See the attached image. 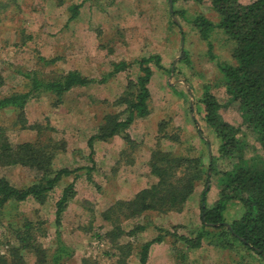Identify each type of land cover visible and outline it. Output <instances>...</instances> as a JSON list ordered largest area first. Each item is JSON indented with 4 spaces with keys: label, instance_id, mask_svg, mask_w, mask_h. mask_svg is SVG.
I'll use <instances>...</instances> for the list:
<instances>
[{
    "label": "rangeland",
    "instance_id": "1",
    "mask_svg": "<svg viewBox=\"0 0 264 264\" xmlns=\"http://www.w3.org/2000/svg\"><path fill=\"white\" fill-rule=\"evenodd\" d=\"M80 2L83 3L79 14L66 23L68 6ZM208 2L204 0L203 5L198 6L191 1L190 4L176 2L174 7L186 8L189 14L196 7L211 12ZM171 9L169 0H66L62 5H57L55 0H0V70L5 79L1 94L26 89V81L15 68L37 70L44 76L77 69L96 80L69 90L57 106L48 96L33 98L26 105L29 124L51 127V135L65 142V149L53 158L54 169L91 166L87 140L97 131L105 114H122V107L113 103L125 90L128 79H136L139 73L136 61L140 57L158 54L164 67L159 69L151 64L153 74L148 85L151 112L135 119L127 129L137 144L140 143L138 150L134 153L127 150L122 154V149L127 148L120 135L108 141H96L93 182L87 180L85 170L77 172L76 195L68 202L59 225L61 238L74 249L73 256L64 264H81L85 257L95 258L101 264L114 263V258L104 255L109 248L108 242L95 236L97 231L104 233L111 227L102 219L101 212L115 200L129 199L153 182L147 170L150 148L160 144L176 154L202 156L205 163L212 153H216L214 135L199 124L198 114L189 109L200 84L204 80L214 81L215 61L209 58L207 43L192 30L188 17L181 19L178 15L176 18L183 31L181 37L177 25L170 23ZM218 37V33L211 37L214 53L226 58V49ZM183 49L187 52V60L179 62ZM120 60L131 66L103 82L97 81L112 70V63ZM48 61H52L51 64ZM174 66L179 71H174ZM185 76L192 80L193 91L183 80ZM227 114L231 115V112L228 110ZM14 115L11 109L0 111V125L6 128L11 142L16 145L33 141L37 130L21 129L19 124H14ZM199 128H202L201 136ZM243 137L253 142L250 136ZM129 160L131 162L127 163ZM1 171L17 186L30 183L35 176L34 171L21 166ZM73 178L74 175L64 177L43 204L34 200L7 204L0 218V253L7 249L8 243H16L12 227L25 217L44 221L46 234L40 240L44 247L52 249L56 230L55 200ZM203 189L204 182L201 181L181 212H151V223L146 230L136 237H124L122 241H133L137 247L158 233L156 226L191 235L200 221ZM217 193V186L212 181L206 198L208 206ZM239 213V205H231L225 215L233 219ZM137 222L141 223L142 219L128 220L123 225L129 229ZM171 241L166 237L153 243L147 264H175ZM236 252L203 242L201 247L188 251V264H235ZM136 253L137 249L128 264H140ZM27 257L30 261L34 259L29 254Z\"/></svg>",
    "mask_w": 264,
    "mask_h": 264
},
{
    "label": "trees",
    "instance_id": "2",
    "mask_svg": "<svg viewBox=\"0 0 264 264\" xmlns=\"http://www.w3.org/2000/svg\"><path fill=\"white\" fill-rule=\"evenodd\" d=\"M55 1L57 5L66 2ZM169 1L172 8L170 23L177 25L182 37V25L176 17L180 15L181 19H186L187 16L192 30L207 43L209 58L215 61L214 81L204 80L200 84L198 95H194V103L189 104V109L198 114L199 124L214 135L216 153H212L205 163L202 156L176 154L160 144L150 148L147 170L153 182L129 199L115 200L102 211V219L111 227L104 233L97 231L95 236L108 242L109 248L104 255L114 258L113 264H128L135 249L139 263L147 264L151 245L166 237L172 239L170 250L175 264H188V251L201 247L203 242L237 251L235 264H264V0H208L211 12L196 7L191 14L186 8L176 9L174 4L191 1L198 6L203 5L204 0ZM82 3L68 6L66 23L79 14ZM215 33H218V40L226 49V58L214 53L211 37ZM186 60L187 52L183 49L179 62ZM136 62L139 69L136 79H128L125 90L113 103L122 107V114L113 112L102 117L97 131L87 140L91 166L75 169L53 168V158L65 149V142L51 135V127L29 124L25 108L30 100L39 96L50 97L57 106L66 92L96 80L77 69L44 76L37 70L15 68V72L26 81V89L1 94L5 79L0 70V111L13 110L15 125L19 124L21 129L37 130L33 141L14 145L6 128L0 125V218L10 202L34 200L39 204L45 203L64 177L74 175L73 181L62 189L55 200L56 230L52 249L44 247L40 240L46 234L44 221L25 217L12 227L16 243H8L7 249L0 253V264H64L73 256L74 249L61 238L59 225L68 202L76 195L77 172L85 170L87 180L92 181L95 142L108 141L120 135L127 148L122 149V154L127 150L134 153L140 146L127 129L135 119L151 112L148 86L153 74L151 64L159 69L164 67L158 54L142 56ZM130 66L125 61H115L112 70L97 81L103 82ZM173 70L179 71L177 66ZM183 80L193 91L192 80L186 76ZM228 110L231 115H226ZM202 128L198 129L200 136ZM243 136H250L253 142ZM12 166L34 171L33 181L14 185L1 171ZM201 181L204 182V189L200 198V221L196 230L190 232L191 235L156 226L158 233L137 247L133 241H122L124 237H136L146 230L151 223V212H181ZM212 181L218 193L208 206L206 198ZM231 205H239L240 213L228 219L225 212ZM137 218H141L142 222L129 229L124 227V222ZM28 254L34 259L30 261ZM81 264L101 263L95 258L85 257Z\"/></svg>",
    "mask_w": 264,
    "mask_h": 264
}]
</instances>
